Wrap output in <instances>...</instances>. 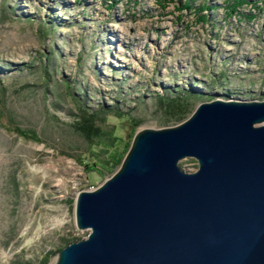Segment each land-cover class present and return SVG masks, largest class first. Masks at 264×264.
Segmentation results:
<instances>
[{"label":"rangeland","instance_id":"rangeland-1","mask_svg":"<svg viewBox=\"0 0 264 264\" xmlns=\"http://www.w3.org/2000/svg\"><path fill=\"white\" fill-rule=\"evenodd\" d=\"M186 1L0 0V264H39L45 254L52 264L66 242L87 236L74 224L75 197L117 169L84 165L120 147L89 144L83 116L117 107L139 120L133 137L214 98L264 99V0L235 12L226 0H192L203 23ZM187 89L199 95L183 101V119L165 113L158 96ZM104 119L96 124L126 138L124 119ZM179 165L198 166L192 157Z\"/></svg>","mask_w":264,"mask_h":264},{"label":"water","instance_id":"water-1","mask_svg":"<svg viewBox=\"0 0 264 264\" xmlns=\"http://www.w3.org/2000/svg\"><path fill=\"white\" fill-rule=\"evenodd\" d=\"M73 210L87 236L52 264H264V99L214 98L176 125L137 130Z\"/></svg>","mask_w":264,"mask_h":264},{"label":"trees","instance_id":"trees-1","mask_svg":"<svg viewBox=\"0 0 264 264\" xmlns=\"http://www.w3.org/2000/svg\"><path fill=\"white\" fill-rule=\"evenodd\" d=\"M191 1L192 0H187L186 3L184 4V8L188 10L195 9L197 20L201 23L205 22L206 17L200 13L202 12V7L204 6L193 8ZM225 2H226L225 5L228 6L230 11L235 12L238 10V7L241 6L243 3H245L246 1L245 0H226ZM198 95H199V92L196 91V89H187L183 92L182 96H173L171 97V99L170 98L166 99V97L158 96L157 101L160 105H162V108L164 109L165 113H169V115H171L173 118L183 119V115L185 113L184 107H183L184 106L183 101H185L188 96L197 97ZM226 96H229V94H226ZM107 114H112L118 118L124 119L127 122V127L124 130L126 134L125 135L126 138L115 135L113 127H110L104 130L101 125L96 124L97 123L96 119H100L101 122L104 123L105 122L104 117ZM99 115L100 117L97 118ZM138 123H139V120L132 118L128 112L119 111L117 107L113 108V110H110V111L104 110L103 108H99L97 112L90 113V114H87L86 116H83L81 121L78 123V129L81 131V135L89 142V144L93 140L94 137H97V138L105 140V143L107 144L106 148H111V147L119 148L120 147L118 151H113L110 154V156H108V158L106 159H99L97 157L96 160L98 162L95 161L89 165L85 164L84 166L87 169V171L99 170L98 173H100V172H103L107 167H112L114 169H117L121 163V160L125 152L127 151L130 145L131 138H132L131 134L134 131L133 129L134 127L138 125ZM13 128L16 133H18L24 138L38 140L36 133L32 130H22L18 128L17 126H14ZM105 151H108V149H105ZM90 152L95 153L94 150H91V149H90ZM77 239H80V238H77ZM69 242L71 241L66 242V244H68ZM48 261H49V254H45L43 258H41L39 264H47Z\"/></svg>","mask_w":264,"mask_h":264},{"label":"built area","instance_id":"built-area-1","mask_svg":"<svg viewBox=\"0 0 264 264\" xmlns=\"http://www.w3.org/2000/svg\"><path fill=\"white\" fill-rule=\"evenodd\" d=\"M94 189V188H93ZM90 190H92V189H90Z\"/></svg>","mask_w":264,"mask_h":264}]
</instances>
